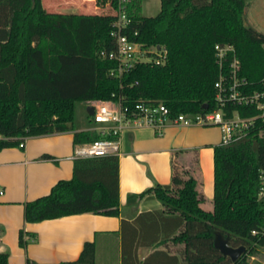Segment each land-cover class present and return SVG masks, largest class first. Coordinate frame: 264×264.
<instances>
[{
  "label": "trees",
  "instance_id": "16d2710c",
  "mask_svg": "<svg viewBox=\"0 0 264 264\" xmlns=\"http://www.w3.org/2000/svg\"><path fill=\"white\" fill-rule=\"evenodd\" d=\"M6 2L7 28L0 30V151L19 147L25 138L55 133L73 132L74 145L99 139L95 132H75L79 104L114 102L132 111L138 103H162L172 117L214 111V85L220 73H228L232 56L219 69L216 45L233 46L239 76L250 92L264 77V34L244 27L245 0H160L158 13L150 17L140 15L142 0H130L125 33L144 48H160L164 58L160 65L135 63L121 76L117 63L107 58L115 50L114 15H60L47 12L42 0ZM96 3L117 8L116 0ZM234 108L244 116L254 113L230 104L224 111ZM263 169L264 127L239 143L213 148L210 211L202 209L198 183L189 175L180 189L171 192L155 185L129 195L127 205L153 194L171 214L162 238L184 245L185 264H245L246 255L264 247V200H258ZM81 214L119 217L118 157L76 160L71 179L58 181L49 194L24 204L26 223ZM227 225L242 232L233 243L245 252L235 263L213 246L216 231L233 240L230 229L219 228ZM19 244L24 246L21 232ZM127 251L123 240V257ZM0 264H7L5 254ZM60 264H95L94 242L83 244L77 260Z\"/></svg>",
  "mask_w": 264,
  "mask_h": 264
},
{
  "label": "crops",
  "instance_id": "0c3cea01",
  "mask_svg": "<svg viewBox=\"0 0 264 264\" xmlns=\"http://www.w3.org/2000/svg\"><path fill=\"white\" fill-rule=\"evenodd\" d=\"M89 1L93 0H60L51 13L84 15L78 12ZM75 126V132L93 128L92 123ZM220 136L218 128L201 126L125 131L118 157L119 217L81 214L39 223L25 222L24 204L49 194L58 181L72 178L73 132L25 138L23 148L0 151V255L7 256V264H60L77 260L83 244L91 241L95 264H185L184 245L162 238L169 231L165 219L171 214L152 194L130 205L127 197L155 185L173 192L189 175L198 183L201 207L205 202L212 206L213 148ZM20 232L24 246L19 244ZM123 240L128 250L124 257Z\"/></svg>",
  "mask_w": 264,
  "mask_h": 264
},
{
  "label": "built area",
  "instance_id": "2783aa9c",
  "mask_svg": "<svg viewBox=\"0 0 264 264\" xmlns=\"http://www.w3.org/2000/svg\"><path fill=\"white\" fill-rule=\"evenodd\" d=\"M116 2L117 8L114 15L116 20L111 32V37L115 41V50L110 52L107 58L117 63V75L121 76L128 72L138 62L160 65L164 58L160 48H144L142 44L130 39L125 33L130 24L126 14V5L130 3V0H116ZM133 36H137V33ZM214 50L219 69L228 61L229 53L232 54L228 73H220L214 85L216 110L172 117L162 103H138L132 111L121 108L114 102L87 103V107L94 108L90 120L93 125L92 132H95L99 139L75 145L71 159L76 161L119 157L122 134L134 128H152L155 132H160L167 125L216 127L221 134L220 146L239 143L245 140L253 130L257 128L261 130L264 127V77L257 83V88L250 92L248 82L239 76L240 64L233 46L216 45ZM101 55L104 56V53ZM227 104L247 111L252 110L254 113L244 116L235 108L227 113L224 111ZM258 123L261 125L259 126ZM19 148H23V144H20ZM259 182L258 200L262 201L264 200V169L260 171ZM252 234L256 236L259 233L252 232Z\"/></svg>",
  "mask_w": 264,
  "mask_h": 264
},
{
  "label": "rangeland",
  "instance_id": "374dc122",
  "mask_svg": "<svg viewBox=\"0 0 264 264\" xmlns=\"http://www.w3.org/2000/svg\"><path fill=\"white\" fill-rule=\"evenodd\" d=\"M60 0H44L43 7L47 12H53L56 10L55 3ZM87 2V1H86ZM160 8V0H142L140 6V15L143 17L154 16L158 13ZM246 8V10H245ZM244 8V19L243 23L247 27H251L264 34V0H246ZM78 13L84 15H115L116 10L113 5L107 4L105 6H98L96 0L89 1L86 4V8L79 11ZM127 14V13H126ZM9 16V7L7 6L6 0H0V30L4 31L7 28V21ZM84 104H79L76 107V120L75 123L79 128L90 125L88 121V115L85 111ZM153 195V194H152ZM202 209L210 211L212 206L208 202L202 205ZM221 229H230L232 232L233 240L229 241V245L233 248L237 243H233L238 238H241L242 232L236 229L235 225H227L219 227ZM218 228V229H219ZM242 257V256H241ZM245 264H264V247L257 246L252 255L245 256Z\"/></svg>",
  "mask_w": 264,
  "mask_h": 264
},
{
  "label": "water",
  "instance_id": "95a60500",
  "mask_svg": "<svg viewBox=\"0 0 264 264\" xmlns=\"http://www.w3.org/2000/svg\"><path fill=\"white\" fill-rule=\"evenodd\" d=\"M244 25V23H243ZM244 27H246L244 25ZM208 106L204 105L203 109H207ZM88 116H92L94 113V108L92 106H88L86 109ZM213 246L219 253L228 258L232 263L237 262V260L243 255L245 252V248L243 246L233 248L229 245V240L225 238L220 232L216 231L214 233V242Z\"/></svg>",
  "mask_w": 264,
  "mask_h": 264
}]
</instances>
